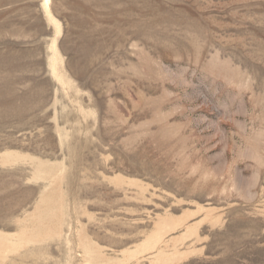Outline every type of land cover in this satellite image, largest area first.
Wrapping results in <instances>:
<instances>
[{
	"label": "rangeland",
	"instance_id": "1",
	"mask_svg": "<svg viewBox=\"0 0 264 264\" xmlns=\"http://www.w3.org/2000/svg\"><path fill=\"white\" fill-rule=\"evenodd\" d=\"M44 3L0 0V264H264V0Z\"/></svg>",
	"mask_w": 264,
	"mask_h": 264
},
{
	"label": "bare ground",
	"instance_id": "2",
	"mask_svg": "<svg viewBox=\"0 0 264 264\" xmlns=\"http://www.w3.org/2000/svg\"><path fill=\"white\" fill-rule=\"evenodd\" d=\"M49 1L50 0H45V3H44V5H45V7H46V9H47V12L48 13H50L49 12ZM49 18L52 20V21H54V19H53V17L49 14ZM55 22V21H54ZM55 49V48H54ZM56 50V49H55ZM52 51H53V49H52ZM53 54V53H52ZM54 60V65H53V74L57 77V78H59L60 80H62V76H61V74L59 73V71L56 69V63H57V61H58V59H59V57H58V55L55 53V55H54V58H53ZM52 61V62H53Z\"/></svg>",
	"mask_w": 264,
	"mask_h": 264
}]
</instances>
